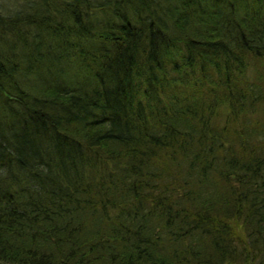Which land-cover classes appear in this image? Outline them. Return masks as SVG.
Here are the masks:
<instances>
[{
    "label": "trees",
    "instance_id": "16d2710c",
    "mask_svg": "<svg viewBox=\"0 0 264 264\" xmlns=\"http://www.w3.org/2000/svg\"><path fill=\"white\" fill-rule=\"evenodd\" d=\"M264 264V0H0V264Z\"/></svg>",
    "mask_w": 264,
    "mask_h": 264
},
{
    "label": "water",
    "instance_id": "95a60500",
    "mask_svg": "<svg viewBox=\"0 0 264 264\" xmlns=\"http://www.w3.org/2000/svg\"><path fill=\"white\" fill-rule=\"evenodd\" d=\"M1 264H8V263H1Z\"/></svg>",
    "mask_w": 264,
    "mask_h": 264
}]
</instances>
